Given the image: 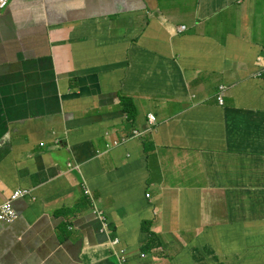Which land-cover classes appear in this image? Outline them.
<instances>
[{"label":"crops","instance_id":"crops-1","mask_svg":"<svg viewBox=\"0 0 264 264\" xmlns=\"http://www.w3.org/2000/svg\"><path fill=\"white\" fill-rule=\"evenodd\" d=\"M262 68L264 0H10L0 264H264Z\"/></svg>","mask_w":264,"mask_h":264},{"label":"clouds","instance_id":"clouds-1","mask_svg":"<svg viewBox=\"0 0 264 264\" xmlns=\"http://www.w3.org/2000/svg\"><path fill=\"white\" fill-rule=\"evenodd\" d=\"M8 4H9V2H8ZM8 4L6 6H8ZM4 8H0V9H4ZM186 29H187V26L186 25H183L181 27L180 32L186 31ZM262 60H263V58L260 59V62H262ZM263 75H264V68H262V70L260 72H258L256 76L257 77H262ZM227 90H228V87L227 86H221L220 87V90L218 92V100H219V102H220L221 105H224V97L226 95ZM156 121H157V117L153 113H151L150 114V125L147 128H145V129H134L132 134L127 135V136H125L123 138L114 139L107 146V150L106 151H109L112 147H115L117 145H120V144L126 142L129 139L144 137L145 134L149 133L150 131H152L154 129V126L153 125L156 123ZM102 153H104V151L99 150V155H101ZM69 166H70V168L77 167V166L79 167L78 164H75L73 162H70L69 163ZM17 189H21V188H16L13 191H11L10 194L7 196V198L1 204H3L5 201H7L11 197V195L14 193V191L17 190ZM22 189H26V190H28L30 192L28 194H24L22 196H19L18 198H16L15 200H13L12 206L14 208V212H16V216L12 220H9V221H5V220L2 221V220H0V222H3V223H13V222H15L19 218V212L15 208V202L19 198H21V197L32 195L31 190H29L27 188H22ZM85 189H86L87 195H89V196H92L93 195L92 194V190L89 189L88 186H85ZM148 195L150 196V193ZM94 211H95V214L98 215L99 220L102 222L104 231L107 234L112 235L113 234L112 226H111V224L109 222L108 216L106 215L105 211L103 209L98 208L97 206H95ZM99 212H103V214L101 215ZM101 216H104L105 217V220H103L101 218ZM105 222L107 223V227L105 226ZM112 240L114 241L115 244H120L121 243V240L118 237H116L115 239L112 238ZM126 253H127L126 249L122 248V250L120 252V255H121V259H122L123 262L126 261L129 258V257H127ZM146 255H147L146 253H143V257L146 256Z\"/></svg>","mask_w":264,"mask_h":264},{"label":"built area","instance_id":"built-area-1","mask_svg":"<svg viewBox=\"0 0 264 264\" xmlns=\"http://www.w3.org/2000/svg\"><path fill=\"white\" fill-rule=\"evenodd\" d=\"M9 0H0V8H4L8 4ZM30 191L26 189H17L14 191V193L11 195V197L5 201L3 204L0 205V220L9 221L14 219L16 216V212H14V208L12 206L13 200L18 198L19 196H22L24 194H28ZM101 215L103 212H99ZM103 220H105L104 216H101ZM105 226L107 227V223L105 222Z\"/></svg>","mask_w":264,"mask_h":264},{"label":"trees","instance_id":"trees-1","mask_svg":"<svg viewBox=\"0 0 264 264\" xmlns=\"http://www.w3.org/2000/svg\"><path fill=\"white\" fill-rule=\"evenodd\" d=\"M122 102H123V107H124L125 112H127L131 118H135L137 115L138 106L134 98L130 96H123ZM146 228L148 230V227ZM152 235L155 236L154 233H152Z\"/></svg>","mask_w":264,"mask_h":264}]
</instances>
